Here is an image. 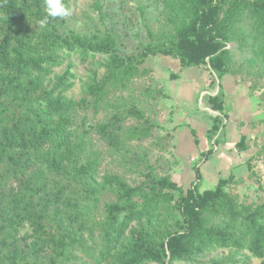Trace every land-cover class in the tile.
<instances>
[{
	"label": "trees",
	"instance_id": "1",
	"mask_svg": "<svg viewBox=\"0 0 264 264\" xmlns=\"http://www.w3.org/2000/svg\"><path fill=\"white\" fill-rule=\"evenodd\" d=\"M181 9L185 19L173 35L161 38L148 32V41L130 54L121 50L111 32L63 33V18L47 17L46 24L33 32L30 15L39 21L46 18L44 0H0V264H178L229 248L244 251L240 256L245 261L264 262V196L252 209L238 210L229 203L227 223L210 228L206 214L217 213L227 202L226 188L236 181L233 176L200 192L198 163L187 189L170 173L158 175L148 164L138 184L116 174L99 175V163L86 158L84 137L73 128L78 123L75 104L65 96L75 76L71 64L52 85L45 84L53 69L74 53L82 60L108 57L103 76L85 90L84 108L99 106L108 92L125 89L140 75L148 56L176 59L180 69L203 68L215 77L210 83L229 74L243 84L245 75L231 67L228 46L233 44L251 48L250 61L264 71V0H186ZM249 17L255 19L261 37L241 29V21ZM169 77L175 79L177 74ZM249 81V92L260 91L264 103V88L258 90L257 81ZM220 89L221 85L216 95L204 98L212 111L223 110ZM138 90L152 98L161 88L148 82ZM125 117L139 122L124 128ZM211 122L206 138L216 145L222 119L217 115ZM158 125L131 107L97 126L107 144L117 148L124 135L146 138ZM234 148L248 150L247 137L241 136ZM212 151L200 153L198 162ZM246 166L247 177L256 176L250 159ZM258 188L264 194V185L259 183ZM107 194L113 195L111 200H103ZM165 197L178 210L170 227L159 220ZM236 230L247 239L238 238Z\"/></svg>",
	"mask_w": 264,
	"mask_h": 264
},
{
	"label": "rangeland",
	"instance_id": "2",
	"mask_svg": "<svg viewBox=\"0 0 264 264\" xmlns=\"http://www.w3.org/2000/svg\"><path fill=\"white\" fill-rule=\"evenodd\" d=\"M185 1L65 0L67 6L73 12L71 16L63 18L60 29L65 34L76 33L80 35L111 32L117 35L123 52L135 54L141 49V44L148 41V32H153L155 36L161 38H168L170 34H174L180 23L185 19L184 9H181ZM246 20L248 22L241 21V29L246 30L250 35L261 37V34L257 35L255 19L249 17ZM29 23L33 32L39 30L40 21L32 14ZM258 31H261V29H258ZM249 39L251 40V38ZM228 48L232 49L231 67L242 72L246 77L247 81L241 86L249 92L248 85L251 79L256 80L258 88H260L258 90H262L264 88V71H258V67L250 61L252 49L249 47H236L233 44H229ZM171 59V57L164 58L162 55L146 57L141 65L143 69L140 70V75L132 79L125 89L105 94L101 105L96 107L84 108L82 99L87 86L95 80L99 81L103 76L105 66L108 63L107 56L94 55L82 60L74 53L62 65L54 68L52 74L45 79L46 85H52L54 78L62 73L68 63L71 64L75 76L71 81L72 87L65 93V96L75 104L74 118L78 123H73V128L77 134L84 137L86 158H94L99 163V175L116 174L123 177L131 185L138 184L144 179L148 164L155 169L158 175L170 173L171 179L178 185L184 189L190 187L195 172L191 168L187 169V160L183 157L179 160L175 156L174 137L172 141L170 135H172V126L176 125V122L188 121L189 116L192 114L185 111L189 108L175 102L167 91L173 84L172 79L169 78L170 74L175 73L178 75L181 71L179 68L175 71L174 60L176 59ZM175 63L179 66L177 60ZM192 68L189 67L188 69ZM198 69L192 73L209 74L203 68L198 67ZM213 77L214 75L209 78L212 80ZM148 82H153L156 87L161 88L159 94L156 97L154 96L155 98L146 97L143 93H139L138 88L142 89L144 84ZM218 82L219 80L215 79L214 84L217 85ZM205 90L207 89L204 88L202 91ZM259 92H254V95L250 93L256 99L255 112L257 118L246 124L248 128L246 137L249 147L246 151L249 154L248 159L252 161L256 176L248 175L247 177L246 171L244 175L234 178L236 181L226 188V191L230 194L227 202H224L217 209V213L209 212V214H206L207 220L205 221L210 228L222 227L227 223L229 203L234 204L238 210L242 207L252 209L263 199L264 194L258 188L259 183L264 185V103L258 97ZM201 94L202 92L197 94V102ZM205 96H203L201 102H198V110L207 107ZM131 107L144 111L145 116L150 121L158 122V127L150 130L146 138H138L137 135L131 137L130 134H126L117 148L110 147L97 125L105 124L114 114L126 112ZM203 113L209 114L207 111H198L201 116ZM212 115L213 117L216 116ZM82 121L83 124L81 125ZM138 122L136 117H125L122 124L124 128H127ZM221 133L219 132L218 137ZM210 146L214 150L216 145L210 144ZM240 155L242 154L240 153ZM200 159L194 161L193 166L195 163H198V165L202 163L198 162ZM184 171L188 177L183 174L184 177H181L182 180H180V174ZM202 185L198 187L199 191L211 189ZM112 197V194H107L103 200H111ZM177 211L173 200L165 197L162 201V207L159 209V220L162 224L170 227L177 217ZM236 236L247 239L246 234L241 230H236ZM242 252H237L234 248L217 249L199 255L189 263L178 264H213L214 261H221L227 256L231 257L228 262L222 264H243V262L245 264H264L256 258H251L248 261L243 260L240 256Z\"/></svg>",
	"mask_w": 264,
	"mask_h": 264
},
{
	"label": "crops",
	"instance_id": "3",
	"mask_svg": "<svg viewBox=\"0 0 264 264\" xmlns=\"http://www.w3.org/2000/svg\"><path fill=\"white\" fill-rule=\"evenodd\" d=\"M175 62L176 60H174V65L176 66L174 69L176 71V69H180V65L177 66ZM197 69L198 67L181 69L177 78L172 79L173 84L170 89L166 88L174 98V101L189 108L185 111L192 114L189 116L188 121L176 122V125L172 126L174 154L179 160L182 157L187 160V169L191 168L194 171L193 162L200 157V153L207 151L211 147L210 142L206 138V133L212 124V114L221 117L223 122L219 143L216 144L215 149L208 155L206 160L198 166L201 176L199 186L203 184V187L206 186V188L213 189L220 178L224 179L229 176L238 178L247 171L246 162L249 154L247 151L236 150L234 144L241 136H247V122L257 118V113L255 112L256 99L241 84H237L231 75H223L218 84L215 85L210 83V74L192 73L197 71ZM206 73L208 72L206 71ZM219 85H221L220 91L224 102L222 112L212 111L208 107H202L198 110V102H201L203 96L216 95L217 91H219ZM204 88L207 90L203 92ZM200 92L202 94L197 102V94ZM198 111H207L209 114L203 113L202 117L201 114H198ZM193 130L196 136L192 133ZM183 174H185V171L180 174V180L184 177ZM185 176L188 177L187 173ZM193 178H195V174ZM193 178L192 182L194 181Z\"/></svg>",
	"mask_w": 264,
	"mask_h": 264
},
{
	"label": "clouds",
	"instance_id": "4",
	"mask_svg": "<svg viewBox=\"0 0 264 264\" xmlns=\"http://www.w3.org/2000/svg\"><path fill=\"white\" fill-rule=\"evenodd\" d=\"M46 18L40 21V26L43 27L47 22V17L53 19L64 18L72 15L73 10L67 6L65 0H44Z\"/></svg>",
	"mask_w": 264,
	"mask_h": 264
}]
</instances>
